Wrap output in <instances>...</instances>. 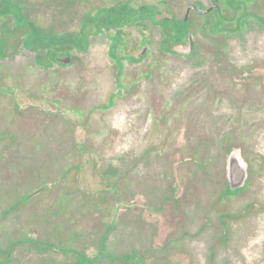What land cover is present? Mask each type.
<instances>
[{
    "label": "rangeland",
    "instance_id": "rangeland-1",
    "mask_svg": "<svg viewBox=\"0 0 264 264\" xmlns=\"http://www.w3.org/2000/svg\"><path fill=\"white\" fill-rule=\"evenodd\" d=\"M121 1L126 0H21V7L25 17L60 34L80 31L84 14L90 16ZM129 2L133 9L165 3L176 19L185 16L190 4L210 5L209 0ZM248 9L264 17V0L253 1ZM4 22L15 29L13 17L0 16V26ZM203 22L202 18L197 22V29ZM149 25L153 40L146 60L138 66L126 62L122 77L127 83L128 77L152 65L150 81H143L137 94L118 98L113 109L95 111L87 127L80 125V117L42 116L28 108L18 114L11 99L0 96V213L49 186L0 221L2 246L34 237L75 249L85 247V254L92 256L99 251L97 241L106 223L118 215L106 252L121 255L153 249L160 253L149 254V264H180L184 258L188 264H209L210 247L223 235H133V201L157 204L172 194L170 187L179 185V198L189 211L182 227L177 225L180 233L194 232L212 219L216 223L220 214H238L255 204L264 207V25L250 18L242 27L234 20L225 23L218 32L201 28L197 51L189 58L162 53L163 30L158 24ZM126 31L140 38L133 25ZM207 33L220 37L221 46ZM19 38L14 39V55L0 63V86L18 88L19 102L22 94L29 97V91L40 85L57 87L66 105L84 110L107 101L115 87V67L105 36L92 38L85 53L73 50L72 67L50 70L35 61L36 52L44 49L24 46ZM53 99L48 89L36 103L52 105ZM80 139L91 159L83 173L63 178L68 167L80 163ZM232 146L248 164L250 187L242 196L227 200L215 213L218 217L211 218L221 190L215 180L225 170ZM107 179L113 183L119 179L118 194L101 196L102 181ZM230 230L227 244L215 247L212 264H261L264 210L234 222ZM85 240H91L90 246ZM76 259L54 248L22 243L9 264H76Z\"/></svg>",
    "mask_w": 264,
    "mask_h": 264
},
{
    "label": "flooded vegetation",
    "instance_id": "flooded-vegetation-1",
    "mask_svg": "<svg viewBox=\"0 0 264 264\" xmlns=\"http://www.w3.org/2000/svg\"><path fill=\"white\" fill-rule=\"evenodd\" d=\"M1 1V0H0ZM129 1V0H126ZM210 5L205 6L201 3H193L188 5L185 16L181 19H176L175 16L172 14V12L166 7L165 3L164 5H153V6H147V5H140L139 7L135 9H139L142 6L149 7V9L143 14L140 15V17L134 19V21L129 22L127 24H124L123 26H111L108 28L105 24L102 23V19L107 16L106 10H111V8H101L97 9L95 14H92L89 16V14H84L85 19L83 20L82 27L80 31L78 32H70V33H60L58 34L57 31H46L42 26H40L36 21L30 18V16H27V20L35 24L39 29L43 31V36H46V39L41 41L39 44H36L34 46H30L29 48L33 49L36 47H41L44 50H40L36 52L35 54V61L37 65L45 70L54 69L56 67H62V68H69L72 67L75 64V56L73 54V50L85 53L90 49V43L91 39L97 37V35L102 34L105 36L109 41V50H108V56L112 64L114 65V82L115 87H113V91H111L108 95L107 101L99 103L95 107L91 108L90 110H84L80 105L76 106L73 103L71 105L66 102V98H60L59 97V90H56V88L52 85H49L46 89H42L43 86L40 85L36 90L29 91V97H26V95L22 94V103L18 101V98H20L21 93L18 88H9V87H3L0 86V96L8 97L11 99L12 103L14 104L15 109L17 110L18 114L20 112H25L28 108V111H31L32 109L34 111L40 112L42 116H63L64 118L73 119L74 117H80L81 118V126L87 127L89 126V121H91L92 116L95 111L99 110H111L114 108V105L116 103V100L122 96H133L138 93L137 87L143 83V81H150L151 77V70H153V66L150 65V67L146 68V71L144 69H141V72H137L133 75L132 78H127L128 82L124 83L123 81V72H124V64L131 63L133 65H141L147 58L148 53L151 50V42L153 40L152 35V28L149 25L150 24H158L164 33V40L160 44L161 52L176 55L177 57H185L189 58L191 57L198 48L197 44V32L198 30L201 31V28L206 30V32H209V30L206 28V25L210 21H213V23L217 22H223L228 23L232 20L238 23L242 27L244 23L250 18L254 19L256 22H258L261 25H264V17L255 15L251 12H249V5L253 4V1L255 0H209ZM17 6L20 7L21 14L25 17V12L23 11V7H21V0L16 1ZM118 3L115 4V6ZM132 4V2H131ZM114 6V7H115ZM190 7H197L199 10H210L212 9L208 14H201L198 13L196 10H191V12L188 14V9ZM220 9H219V8ZM151 8L154 9V13H152ZM240 8V9H239ZM121 9H114V13L119 15ZM229 12V13H228ZM225 15V16H224ZM0 16L2 17H8L9 15L3 14L2 9L0 6ZM89 16V17H88ZM235 17V18H234ZM153 18L155 22H153ZM204 19L205 22L201 26H199V29H197V22L200 19ZM234 18V19H232ZM91 19H94V21H91ZM172 22V23H180L177 27H183V30L187 33L186 38L182 40H173L170 37L167 36L165 29L162 26V23L164 22ZM16 22V21H15ZM149 22V23H147ZM108 24V23H107ZM211 24V23H210ZM8 24L6 22L2 23L0 26V41L3 38L4 32H5V26ZM129 25H133L135 27L136 31H138V34L140 35L139 39L134 38L133 36L129 35L126 31V27ZM19 27L20 30L17 33V36H19L20 41L22 40V45L26 46V39L30 36L31 30L29 28V31L27 33L24 32L25 26H18L16 23L15 29ZM9 28V27H8ZM83 30H85L86 34V45L87 49L82 50L72 45L70 39L73 34H80ZM114 31V33H113ZM122 32V33H121ZM209 33L206 34L208 36ZM16 36H14L15 38ZM57 37V39L53 40L52 38ZM65 38V39H63ZM59 39V41H58ZM64 40V41H62ZM192 41V42H191ZM192 44V45H191ZM5 50L0 49V63L3 60L9 59L14 55V53L17 51L16 47L15 49L9 48L11 50ZM179 51L183 52H189V55H182L178 53ZM148 69V70H147ZM56 70V69H55ZM51 82V79H49ZM49 92L53 94V103L52 105L45 106L44 104L41 105V103L38 105L36 102L37 100L44 94L45 90H48ZM63 89V88H58ZM65 97V95L63 96ZM74 99V98H73ZM29 100V105H26L25 101ZM75 101V99H74ZM39 102V100H38ZM31 106V107H30ZM68 106V107H65ZM84 106V105H83ZM3 134L0 133V137ZM77 147L79 149V155H80V163L79 164H73L70 167L66 169L64 172L63 178L67 177L72 172H77L76 174L83 173L84 169H86L84 166L87 165L88 161L91 159L89 156V153L87 152V147L85 142L78 140ZM236 147L232 146L228 153H227V162L226 167L223 172L220 174V179L217 181L215 180V183L217 184L219 182V186H221V190L218 196V199L215 201L212 213L210 215L211 218H217L218 216L215 215L217 213L218 208L222 206L223 204L230 201L229 199L236 198L238 196H242L245 194L249 189V182L247 179V183L245 187L233 190L232 184L229 180L228 174V155L229 153L235 149ZM203 170V168H201ZM249 173V172H248ZM249 176V175H248ZM119 183V179L116 180L114 183L111 180H104L102 181V193L103 195H115L119 193V188L117 187ZM49 186L44 185L40 188L32 191L31 193L25 195L20 200L16 201L13 205H11L8 208L2 209L0 213V221H3L8 216H10L12 213L17 211L18 208L24 206L26 203L31 202L34 198H36L42 191L47 189ZM172 194L166 196V200H161L159 203L154 204L151 201H139L141 203H138V201H133V203L130 206V215H132V222H131V228L133 229V235H138L140 233L141 235H223L222 237L216 238L209 250V264H212L215 258L216 254V248L219 245L227 244L228 241V235H231V226L234 222L242 220L246 217H248L251 213L257 212V211H263L264 207H262L259 204H255L252 206H248L244 208L240 213L234 214V213H225L220 214L218 217L216 223L213 221L209 222L208 225L200 226L198 229L194 232L187 231V233L184 232H178L179 230H176V228L182 227L184 224V219L189 214V211H185V208L188 207L185 204L184 201L180 200L179 197H182V188L177 185L176 187H170ZM181 194V196H179ZM99 195V193H98ZM228 200V201H227ZM119 204V203H118ZM116 206H118L116 204ZM175 216V219L173 216ZM216 216V217H215ZM119 216L117 215L112 220H109L106 223V226L104 227L105 230L100 233V237L98 239L99 244V251L96 252L95 255H86L85 254V247L80 249H75L72 246L64 244H55L50 242L46 239H40L36 240L34 237H25L23 239L11 242L10 244L6 245L5 247L0 244V264H9L10 258L13 256V253L15 249L22 243H32L33 246L37 245L39 248H54L57 251H60L63 254L66 255H74L77 257L76 264H102L104 259H107L110 263L109 264H149L147 262V256L149 254H157L152 252L150 250H144L143 252H137V251H129L124 252L121 255L114 252H106L108 249V241L111 237V235L114 232L115 226L117 224V221ZM233 222V223H232ZM178 225V226H177ZM190 225L193 227V225L190 223ZM189 224H187V227H190ZM140 231V232H139ZM88 235V234H87ZM98 238V237H97ZM94 240V238H92ZM86 247L90 246L88 244L91 243V240H85ZM95 244V242H94ZM165 250V249H163ZM187 258H184L183 261L180 262V264H188ZM264 263V260L261 262V264Z\"/></svg>",
    "mask_w": 264,
    "mask_h": 264
},
{
    "label": "trees",
    "instance_id": "trees-1",
    "mask_svg": "<svg viewBox=\"0 0 264 264\" xmlns=\"http://www.w3.org/2000/svg\"><path fill=\"white\" fill-rule=\"evenodd\" d=\"M16 1L17 0H1L0 6L2 9V13L4 15L7 14V15L13 17L18 26H22V25L25 26L26 27L24 29L25 33H27L29 31V28H30L31 34L25 41L27 46H34L36 44H39L41 41L46 39V36L44 37L43 31L41 29H39L35 24H33L32 22L27 20V18L21 14L20 7L17 6ZM118 8L121 9L120 13H118L119 15L114 13V9H118ZM148 9H149V7H146V6H142L139 9H133L131 7V2L121 1L115 7H112L111 10H108V9L106 10L107 16H105L102 19V23L105 24L108 28H110L113 25L123 26L124 24L132 22V21H134V19L140 17V15L142 13L144 14ZM151 11H152V13H154L153 8H151ZM234 18H232V19H234ZM91 21H94V19H91L90 22ZM153 22H155L154 18H153ZM179 24L180 23H172V22L166 21V22L162 23V26L165 29L168 37H170L173 40H176V39L182 40V39L186 38L187 33L183 30V27H180V28L177 27ZM224 24L225 23H223V22L213 23V21H210L208 23V25H206V28L209 30L210 33L212 31L218 32L221 30V27ZM4 28H5V32H4L2 40L0 41V49L5 50L6 48L9 49L12 47L15 49L16 43L14 44V39L16 37L14 38V36L17 35L20 28L17 27L16 29L11 30L7 27V25ZM84 31L85 30H83L80 34H73L71 36V39H70L73 46H75L79 49H82V50L87 49L86 34ZM208 36H211L212 40H214L218 45H220V42L222 41V39L220 37H213L211 34H208ZM52 39L55 40V39H57V37L52 38ZM63 39H65V38H63ZM58 41H59V39H58ZM62 41H64V40H62ZM9 50H11V49H9Z\"/></svg>",
    "mask_w": 264,
    "mask_h": 264
},
{
    "label": "water",
    "instance_id": "water-1",
    "mask_svg": "<svg viewBox=\"0 0 264 264\" xmlns=\"http://www.w3.org/2000/svg\"><path fill=\"white\" fill-rule=\"evenodd\" d=\"M193 9L196 10L198 13H201V14H208L212 10V9H210V10L203 11V10H199L197 7H190L188 9V14ZM178 53H180L182 55H189L190 51L189 52H183V51L178 50ZM228 171H229L228 177H229V180L232 184L233 190H237V189L245 187V185L247 183L248 175H249L248 164L242 159L241 152L239 149L235 148L229 153V155H228Z\"/></svg>",
    "mask_w": 264,
    "mask_h": 264
}]
</instances>
